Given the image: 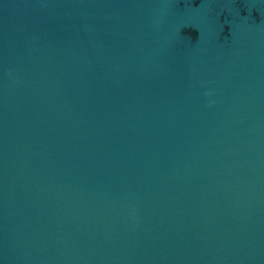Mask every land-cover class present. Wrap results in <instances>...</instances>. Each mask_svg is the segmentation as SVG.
<instances>
[{
  "label": "water",
  "instance_id": "water-1",
  "mask_svg": "<svg viewBox=\"0 0 264 264\" xmlns=\"http://www.w3.org/2000/svg\"><path fill=\"white\" fill-rule=\"evenodd\" d=\"M0 264H264V0H0Z\"/></svg>",
  "mask_w": 264,
  "mask_h": 264
}]
</instances>
